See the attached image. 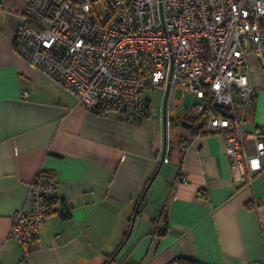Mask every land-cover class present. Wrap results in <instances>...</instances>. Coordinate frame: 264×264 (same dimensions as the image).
Masks as SVG:
<instances>
[{
    "label": "crops",
    "instance_id": "1",
    "mask_svg": "<svg viewBox=\"0 0 264 264\" xmlns=\"http://www.w3.org/2000/svg\"><path fill=\"white\" fill-rule=\"evenodd\" d=\"M26 4L0 0V264H109L119 255L122 264L264 259V169L251 184L238 181L219 133L192 136L189 128L190 135L182 136L189 140L185 149L182 137L176 152L169 141L165 147V106L153 119L147 95L149 115L141 123L78 104L17 52ZM250 64L256 87L246 113L251 142L254 130L264 131V70L255 59ZM165 148L169 162L161 165L142 207L149 208V192L164 172L154 198L158 216L133 237V216ZM40 174H51L60 185L40 243L26 253L11 235L13 218L32 208L31 186ZM166 224L168 232L159 235Z\"/></svg>",
    "mask_w": 264,
    "mask_h": 264
},
{
    "label": "built area",
    "instance_id": "2",
    "mask_svg": "<svg viewBox=\"0 0 264 264\" xmlns=\"http://www.w3.org/2000/svg\"><path fill=\"white\" fill-rule=\"evenodd\" d=\"M15 46L104 116L117 111L141 123L146 92L159 88L194 94L198 119L213 101L223 113L209 110L207 129L223 135L236 179L251 184L264 169V131L254 130L250 142L246 127L256 94L251 60L264 70V0H27ZM59 185L40 174L32 208L14 215L11 235L26 253L40 243Z\"/></svg>",
    "mask_w": 264,
    "mask_h": 264
},
{
    "label": "rangeland",
    "instance_id": "3",
    "mask_svg": "<svg viewBox=\"0 0 264 264\" xmlns=\"http://www.w3.org/2000/svg\"><path fill=\"white\" fill-rule=\"evenodd\" d=\"M146 95L151 100L150 110L153 114V119L157 120L163 115V106L165 102V92L163 89H154L151 91H147ZM180 101V102H176ZM198 101V98L192 94L191 92L185 91L183 88L175 89L173 88L170 93V99L168 102V119L176 118L178 120L184 119V116L187 117H193V105ZM192 107V108H190ZM170 121V120H169ZM181 121V120H180ZM189 128L186 127H177L172 128L169 127V148H171V144L173 145L174 151L176 152L179 145V140L182 136H189ZM163 173L162 172L159 176L157 181L155 182L154 186L151 188L148 196V200L146 203H148L149 208L144 212H142L139 216L136 218V225L133 227L132 232H134L133 237H136L140 232H144L148 230L149 227H151L152 218L154 216H158V207L159 205L157 202H155V199L157 197V194H160V189L162 185V179H163ZM154 194V196H153ZM152 198V199H151ZM133 234V233H131ZM122 256H117L116 260H114L112 257L109 259V264H122Z\"/></svg>",
    "mask_w": 264,
    "mask_h": 264
},
{
    "label": "trees",
    "instance_id": "4",
    "mask_svg": "<svg viewBox=\"0 0 264 264\" xmlns=\"http://www.w3.org/2000/svg\"><path fill=\"white\" fill-rule=\"evenodd\" d=\"M211 109L215 110L217 113H223V111L221 110V107L217 106L213 101H209L207 103V110H206L207 112L205 113V115H203L201 117V119H198V118H195V117H187V116L184 117V119H186L187 121L193 123V127L190 128V132H191L192 136L206 134V133H211L207 129V125H206L207 114H208V111L211 110ZM145 115L146 116L149 115V106H148V109H147ZM170 125H171L172 128L173 127L177 128V127H179L182 124H181L180 120H178L176 118H173V119L170 120ZM188 141H189L188 139H186L185 137H182V139L180 141V145H181V147L183 149H185L187 147ZM170 154H171V151L169 153V156H170ZM48 175H51V174H48ZM145 200H146V197L143 199V202L141 203V206H140V208L138 210V215H140L141 212L143 211L142 207L145 204ZM63 216L64 217H68L69 214L68 213H64ZM168 228L169 227H168L167 224H166V226L164 228H160L159 231H158L159 235H163V234L167 233L168 232ZM178 262H180V264H202V263H200L198 261H195L193 259H190V258H179Z\"/></svg>",
    "mask_w": 264,
    "mask_h": 264
},
{
    "label": "water",
    "instance_id": "5",
    "mask_svg": "<svg viewBox=\"0 0 264 264\" xmlns=\"http://www.w3.org/2000/svg\"><path fill=\"white\" fill-rule=\"evenodd\" d=\"M169 97H170V87H168V89H167V91H166V94H165V105H164V106H165V107H164V108H165V111H164V122H165V126H164V127H165V132H164V133H165V147H166V145H167V143H168V140H167V138H168V136H167V134H168L167 107H168ZM181 124H182L184 127H186V128H191V127H193V123H191V122H189V121H187V120H183V121L181 122ZM165 155H166V148H165L164 154H163V156H162V159H161V161H160V167H159V168L157 169V171L154 173V175L152 176L151 180L149 181V183H148L146 189L144 190L143 194L141 195V198H140V201H139V203H138V207H137L136 213H135V215L133 216L132 227H131V230H130V233H129V234H131V232H132V229H133L134 223H135V221H136V218H137V215H138V210H139V208H140V206H141V203L143 202V199L147 196L148 190L150 189L152 183L154 182L155 178L157 177V175H158V173H159V170H160V168H161V165H162L163 162H164Z\"/></svg>",
    "mask_w": 264,
    "mask_h": 264
}]
</instances>
